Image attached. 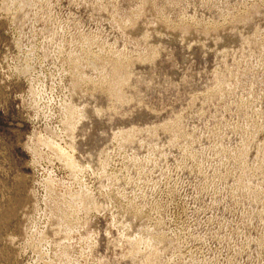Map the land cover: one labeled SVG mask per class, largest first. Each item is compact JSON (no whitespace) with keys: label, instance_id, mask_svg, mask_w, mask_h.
Masks as SVG:
<instances>
[{"label":"rangeland","instance_id":"rangeland-1","mask_svg":"<svg viewBox=\"0 0 264 264\" xmlns=\"http://www.w3.org/2000/svg\"><path fill=\"white\" fill-rule=\"evenodd\" d=\"M0 264H264V0H0Z\"/></svg>","mask_w":264,"mask_h":264},{"label":"bare ground","instance_id":"bare-ground-1","mask_svg":"<svg viewBox=\"0 0 264 264\" xmlns=\"http://www.w3.org/2000/svg\"><path fill=\"white\" fill-rule=\"evenodd\" d=\"M21 1H23L24 2V0H21ZM28 70V69H27ZM75 163V160L74 159H72V160H69V164H74Z\"/></svg>","mask_w":264,"mask_h":264}]
</instances>
